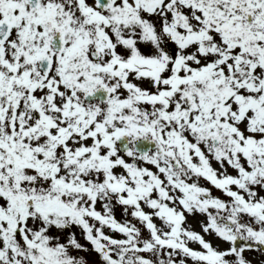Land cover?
Listing matches in <instances>:
<instances>
[{"label":"snow or ice","instance_id":"1","mask_svg":"<svg viewBox=\"0 0 264 264\" xmlns=\"http://www.w3.org/2000/svg\"><path fill=\"white\" fill-rule=\"evenodd\" d=\"M0 264H264V0H0Z\"/></svg>","mask_w":264,"mask_h":264},{"label":"water","instance_id":"2","mask_svg":"<svg viewBox=\"0 0 264 264\" xmlns=\"http://www.w3.org/2000/svg\"><path fill=\"white\" fill-rule=\"evenodd\" d=\"M99 95V94H98ZM140 150H141V147H138ZM143 150H145V149H143Z\"/></svg>","mask_w":264,"mask_h":264}]
</instances>
